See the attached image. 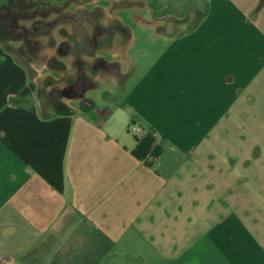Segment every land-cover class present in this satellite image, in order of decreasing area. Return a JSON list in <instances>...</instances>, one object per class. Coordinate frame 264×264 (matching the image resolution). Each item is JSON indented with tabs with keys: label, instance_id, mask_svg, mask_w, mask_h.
<instances>
[{
	"label": "crops",
	"instance_id": "crops-1",
	"mask_svg": "<svg viewBox=\"0 0 264 264\" xmlns=\"http://www.w3.org/2000/svg\"><path fill=\"white\" fill-rule=\"evenodd\" d=\"M17 1L0 0V264H264V0L141 17L148 36L119 18L99 42L93 14L118 8L87 0L37 56Z\"/></svg>",
	"mask_w": 264,
	"mask_h": 264
},
{
	"label": "flooded vegetation",
	"instance_id": "flooded-vegetation-1",
	"mask_svg": "<svg viewBox=\"0 0 264 264\" xmlns=\"http://www.w3.org/2000/svg\"><path fill=\"white\" fill-rule=\"evenodd\" d=\"M87 0H57L55 3L52 1H40V0H30L29 3L23 1L25 4V8L22 10L18 7L16 10L12 11L13 19L17 22L19 19L23 18L26 24L23 26L26 34V48L30 51L31 54L37 56L42 51V44L40 38L45 35H50L52 33V29L55 26H58L59 22H67V21H76L77 18H80L78 12L71 10L69 7H76L78 4H83ZM93 2L94 0H88ZM105 1L108 2V5H111L113 9L119 8L126 3V0H96V2ZM18 1L16 0V5ZM148 6L151 8L162 9L165 10V14L157 15V17L166 18L168 16H172L175 18L185 19L188 14L182 16V8L178 7L176 11L169 12L168 5L164 3H160L157 0H149L147 2ZM101 6V5H100ZM102 7V6H101ZM106 12V11H105ZM105 12L103 10H97L95 15L93 14V18L102 19L105 16ZM100 15V17H98ZM97 16V17H96ZM102 16V17H101ZM51 17H53L51 19ZM86 19V18H84ZM98 23L97 28H95V32L91 35L90 39L97 41V37L99 35L105 34L109 37H113L116 33H124L127 32V29L123 27L120 23L119 16L114 14L113 23L103 26ZM61 48V49H60ZM59 50H63L66 54H74L75 59L74 62L79 66V70L82 73L77 79H75L70 86L76 89V92L81 91L89 85H92L93 82L90 81L85 74V69L87 63L81 58L83 52H78L77 50H72L71 45L63 41L61 43V47ZM80 53V54H79ZM47 64L49 67L58 68V47L57 53L52 58L47 60ZM106 66V63H103ZM62 67L65 68L63 65ZM107 67V66H106Z\"/></svg>",
	"mask_w": 264,
	"mask_h": 264
},
{
	"label": "rangeland",
	"instance_id": "rangeland-1",
	"mask_svg": "<svg viewBox=\"0 0 264 264\" xmlns=\"http://www.w3.org/2000/svg\"><path fill=\"white\" fill-rule=\"evenodd\" d=\"M149 0H126V3L123 5V6H120L117 11L113 10L111 12V15L110 17H108L107 15H105L103 18L107 19V18H110L111 20V23H113V19H114V14L117 13V15L119 16V18L122 20V23L126 26L129 27V29H131L132 33L133 34H136L139 31H142L143 32V35H146L148 36L149 34H151L153 31L151 29H144L142 27H140V19L141 17H143L144 19H154L156 18V14L157 15H162V14H165V10H162V9H156V8H151L150 6H148L147 2ZM196 11H192V13L190 12L188 14L187 17H189V19L191 18H194L195 15H196ZM97 17V16H96ZM100 17V15L98 16ZM102 17V16H101ZM167 20H171V21H175L174 19H176L175 17H172V16H168L166 17ZM110 23V24H111ZM176 25V30L181 28L179 27V24L180 23H174ZM141 33V32H140ZM134 51V47H132V52ZM108 95V92H105V93H102V98H96L97 99V102L99 100L102 99V101H100L98 103V105L100 107H103V105H105L106 107H109L111 110L113 109V103L114 101L115 102H118L119 101V98H120V92L119 91H115V93L113 94L114 95V99L111 100H107L105 97V95ZM40 95H44L43 93H39ZM119 116H118V113H116V115L113 117V119H118ZM123 119V118H121ZM116 122H121V120H116ZM129 122H127V124H129ZM132 133H136L137 131L135 129H133L131 127V130H130Z\"/></svg>",
	"mask_w": 264,
	"mask_h": 264
},
{
	"label": "water",
	"instance_id": "water-1",
	"mask_svg": "<svg viewBox=\"0 0 264 264\" xmlns=\"http://www.w3.org/2000/svg\"><path fill=\"white\" fill-rule=\"evenodd\" d=\"M168 5V11L174 12L178 7L182 8V16L197 7H203V0H157Z\"/></svg>",
	"mask_w": 264,
	"mask_h": 264
},
{
	"label": "trees",
	"instance_id": "trees-1",
	"mask_svg": "<svg viewBox=\"0 0 264 264\" xmlns=\"http://www.w3.org/2000/svg\"><path fill=\"white\" fill-rule=\"evenodd\" d=\"M153 142V137H151L149 134L145 136L143 139L139 141L138 148L140 149L141 147H147L150 149V145ZM161 148L158 146L157 148H154L153 151L151 152L154 156H158L160 153ZM136 154L139 155L138 151H135Z\"/></svg>",
	"mask_w": 264,
	"mask_h": 264
}]
</instances>
